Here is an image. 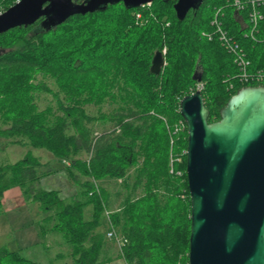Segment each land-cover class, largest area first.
<instances>
[{
  "label": "trees",
  "instance_id": "1",
  "mask_svg": "<svg viewBox=\"0 0 264 264\" xmlns=\"http://www.w3.org/2000/svg\"><path fill=\"white\" fill-rule=\"evenodd\" d=\"M233 1L205 0L184 21L176 16L174 0H154L140 8L119 3L56 27L40 20L0 35V119L8 126L0 136L51 153L79 189L68 199L40 188V179L55 171L28 154L0 165V213L4 192L20 187L26 201L39 203L54 221L52 229L72 245L74 264H107L110 260L102 257L108 239L101 228L111 195L95 182L120 180L127 194L110 218L128 243L118 257L126 264H188L187 156L176 165L183 178L170 174L168 126L184 121L180 102L198 83L204 85L209 123L220 120L221 109L242 88L259 86L239 79V68L218 36L212 41L205 36L215 33L211 21L221 10L225 29L251 62L250 71L264 69V19L254 41L248 11L237 12ZM15 3L0 0V13ZM204 8L210 12L207 19ZM164 49L166 65L155 75L153 58ZM39 75L50 77L57 90L36 83ZM44 93L54 97L56 107L40 110L37 100ZM107 100L117 105L111 115L91 116L84 108L101 107ZM98 120L111 122L112 131L95 134ZM174 141L173 155H181L187 150V128ZM140 188L144 194L136 199ZM88 207L90 219L85 217ZM0 264L41 263L0 248Z\"/></svg>",
  "mask_w": 264,
  "mask_h": 264
},
{
  "label": "water",
  "instance_id": "2",
  "mask_svg": "<svg viewBox=\"0 0 264 264\" xmlns=\"http://www.w3.org/2000/svg\"><path fill=\"white\" fill-rule=\"evenodd\" d=\"M76 1L21 0L0 14V35L40 20L45 27H56L110 5L140 8L154 0ZM174 1L180 21L205 2ZM165 65L162 52H157L151 72L160 75ZM180 114L188 129V264H264V86L242 88L221 109L217 122L209 123L200 90L181 100Z\"/></svg>",
  "mask_w": 264,
  "mask_h": 264
},
{
  "label": "rangeland",
  "instance_id": "3",
  "mask_svg": "<svg viewBox=\"0 0 264 264\" xmlns=\"http://www.w3.org/2000/svg\"><path fill=\"white\" fill-rule=\"evenodd\" d=\"M204 9H205L204 18L207 19L209 17L210 12L208 9L206 8ZM221 12L219 14V17L222 16ZM216 13L214 14V18L212 19L211 23H213ZM223 28L225 29L224 25ZM35 82L36 83L46 82L50 89L54 91L57 90V86L55 82L50 77H44L43 75H39ZM37 103L40 110H45L49 106L56 107L57 105L54 97L48 93L40 94ZM116 106H117L116 104H113L109 100H107V102H105L101 107L86 105L84 108L89 115L99 117L101 114L111 115ZM93 127L95 134H101L104 132L112 131L113 124L111 122H104V120H98L97 122L93 123ZM2 129L3 130L8 129V126L3 124L2 119H0V130ZM28 154H31L33 157L37 158L44 165H48L47 167L49 168L51 165L54 167L56 166L55 165L56 163H54L52 159L49 158L51 156H49V152H47L46 150L35 149L32 147L21 148V146L11 144L10 139H6L0 136V165L6 163H12V164L17 163L23 160ZM83 158H87V155H83ZM63 165L60 166L61 168L60 170L62 171L58 173H54L50 177L43 178L42 180H40L39 186L40 188L47 191L63 190V193L60 192L61 196L70 199L77 196L79 189L75 185L74 181L68 175L67 170L62 167ZM132 172H134V170ZM132 181L133 180H131V183ZM95 184L97 185L98 188L101 187L105 189L111 195L109 207L108 209H106L104 214V224L101 228L102 231L106 232V237H107V231H108L107 213L112 215L113 211H116L120 208V206L124 201L125 195L127 194V190L124 189L123 182L120 180L117 181L114 179H105L99 182L96 181ZM143 194L144 192L142 188H140L134 195L136 196L137 199ZM85 217L86 219H90L92 217L91 207H88L85 210ZM53 225H54L53 220H47V222L44 223L45 231H44L43 239L45 244L43 243L42 240H40V242L37 245H34L33 248L34 250H36L35 251L36 253L38 252L39 255L43 256L44 261L47 262L48 264H70L68 258H71V254L73 251L72 245L69 244L61 235L60 236L63 240L60 239L59 241L53 242L51 244V240L53 237L49 235V227L53 228ZM108 242L109 243L105 247L106 250L102 259L106 261L110 260L107 264H126L124 260L118 257L119 255L118 245L114 241H108ZM61 254L64 257L63 261L57 259V256L58 255L61 256Z\"/></svg>",
  "mask_w": 264,
  "mask_h": 264
},
{
  "label": "crops",
  "instance_id": "4",
  "mask_svg": "<svg viewBox=\"0 0 264 264\" xmlns=\"http://www.w3.org/2000/svg\"><path fill=\"white\" fill-rule=\"evenodd\" d=\"M49 156L56 163L55 167L50 166L55 171L52 174L62 171L60 170V163H58L51 153H49ZM52 174L46 176V178ZM57 191L63 193V190ZM47 220V214L42 211L40 204L27 202L20 187L7 190L3 194L2 212L0 213V248H6L9 252L18 253L41 264H48L44 261L43 256L39 255L38 252L36 253V250L33 248L40 240L45 244L43 239L45 231L44 223ZM49 235L53 237L51 244L62 239V235L51 227H49ZM108 241L110 240L108 239ZM57 259L63 261L64 257L61 254V256H57ZM68 260L70 264H74L72 254Z\"/></svg>",
  "mask_w": 264,
  "mask_h": 264
},
{
  "label": "built area",
  "instance_id": "5",
  "mask_svg": "<svg viewBox=\"0 0 264 264\" xmlns=\"http://www.w3.org/2000/svg\"><path fill=\"white\" fill-rule=\"evenodd\" d=\"M21 0H16V3H19ZM14 4V5H15ZM234 7L239 12L248 11V22L250 24L249 36L256 41L255 33L259 29L261 21L264 19V14L262 13V8H264V0H235L233 2ZM220 10L216 13L215 19L213 21V25L215 26V33L213 35L208 34L209 40L212 41L214 36H218L220 41L222 42L226 52L231 55L234 59V63L237 65L240 71L239 79L242 82H254L259 85H264V69H260L257 71H250L251 62L247 58L246 53L241 48V46L231 38L228 33L223 29V25L219 19ZM2 14V13H0ZM243 20V19H242ZM163 54H166V51H163ZM204 85L198 83L195 91L200 90L203 91ZM193 91V92H195ZM187 128L186 122L180 121L172 127L168 126L170 138H171V160H170V174L176 175L179 178H183L184 171L178 170L176 165L182 164L183 157L187 156V150L183 151L181 155L174 156L172 152L173 145L175 143L174 138L179 136L182 132ZM188 130V129H187ZM69 165V163H67ZM184 197V196H183ZM108 215V231L107 238L110 241H114L119 248V252L123 251V248L127 245L128 240L119 234L116 228L111 225L110 214Z\"/></svg>",
  "mask_w": 264,
  "mask_h": 264
},
{
  "label": "bare ground",
  "instance_id": "6",
  "mask_svg": "<svg viewBox=\"0 0 264 264\" xmlns=\"http://www.w3.org/2000/svg\"><path fill=\"white\" fill-rule=\"evenodd\" d=\"M234 1H235V0H234ZM234 1H233V2H234ZM232 4H233V3H232ZM142 7H144V6H142ZM233 7H234V5H233ZM234 9H235L237 12H239L235 7H234ZM138 17H140V15H138ZM219 19H220V17H219ZM220 21H221L222 25H224V22H223L221 19H220ZM248 23H249V22H248ZM211 24H212V26H214V27L216 26V25H213V23H211ZM243 24L246 25V24L244 23V21H243ZM249 25H250V24H249ZM223 29H224V28H223ZM224 30L228 33V31H227L226 29H224ZM228 35L230 36L229 33H228ZM205 36L208 37L209 35H208V34H205ZM230 37H231V36H230ZM231 38H233V37H231ZM164 51H166V49H164ZM162 54H163V53H162ZM163 56H164V54H163ZM151 67H152V66H151ZM201 75H202L201 72L199 73V75L196 74V79L198 80V78H199ZM201 81H202V80H201Z\"/></svg>",
  "mask_w": 264,
  "mask_h": 264
},
{
  "label": "flooded vegetation",
  "instance_id": "7",
  "mask_svg": "<svg viewBox=\"0 0 264 264\" xmlns=\"http://www.w3.org/2000/svg\"><path fill=\"white\" fill-rule=\"evenodd\" d=\"M77 3H83L84 2V0H81V1H76ZM43 20H41V22H42Z\"/></svg>",
  "mask_w": 264,
  "mask_h": 264
}]
</instances>
